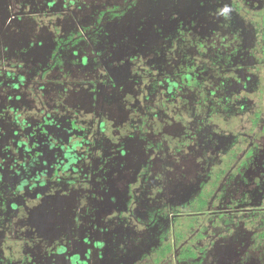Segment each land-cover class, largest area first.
Segmentation results:
<instances>
[{"label":"flooded vegetation","instance_id":"1","mask_svg":"<svg viewBox=\"0 0 264 264\" xmlns=\"http://www.w3.org/2000/svg\"><path fill=\"white\" fill-rule=\"evenodd\" d=\"M262 9L0 0V264H264Z\"/></svg>","mask_w":264,"mask_h":264},{"label":"trees","instance_id":"2","mask_svg":"<svg viewBox=\"0 0 264 264\" xmlns=\"http://www.w3.org/2000/svg\"><path fill=\"white\" fill-rule=\"evenodd\" d=\"M262 10H264V9H262ZM195 14H198V13H195ZM195 18H196V16L194 15V18L192 17V22H196L197 21ZM256 20H257L258 23L255 24V28H253V31L255 33H261L262 31H264V29H263L264 27L262 26L264 24V15H261V17L259 19H256ZM236 37L238 38V35H236ZM254 42H255V46H252V50H256V48L258 46L262 45V44L256 45L258 43L257 40H254ZM253 55L257 59L258 62H262V61L264 62V60H263V58H264V49H263V47H261V50H256L255 52H253ZM256 97L257 98H255V100H254L255 102L253 103L252 106H256L259 109L261 108L258 113L261 116L263 114V117H264V100H262V97H263L262 92L260 94L256 95ZM255 110H257V109L255 108ZM181 139H185V135L182 136ZM204 154H205L204 158L207 161L212 162L210 167H209V164L205 165V169H204L205 170V175H206V178H208V176L215 175L214 173H216V171L218 169L217 166H216V163L220 162V160L215 154H211L208 151H206ZM221 164H222V162H221ZM221 164L219 166H221Z\"/></svg>","mask_w":264,"mask_h":264},{"label":"rangeland","instance_id":"3","mask_svg":"<svg viewBox=\"0 0 264 264\" xmlns=\"http://www.w3.org/2000/svg\"><path fill=\"white\" fill-rule=\"evenodd\" d=\"M25 5H26V6H29V5H30V2H26ZM21 62H22V61H21ZM34 111H35V110H34ZM36 111H37V110H36ZM86 246H87L86 242H83L82 247L85 248ZM80 259H85L84 261H86V262L89 261V259H91L90 256L87 255V249H86V255H85L83 258H80ZM87 263H88V262H87ZM218 263H222V264H224V262H222V261H221V262L218 261Z\"/></svg>","mask_w":264,"mask_h":264}]
</instances>
